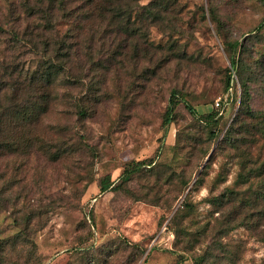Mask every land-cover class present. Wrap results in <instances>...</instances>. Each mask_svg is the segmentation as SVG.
<instances>
[{
	"label": "rangeland",
	"instance_id": "obj_1",
	"mask_svg": "<svg viewBox=\"0 0 264 264\" xmlns=\"http://www.w3.org/2000/svg\"><path fill=\"white\" fill-rule=\"evenodd\" d=\"M13 1L19 0H0L1 9L7 10ZM151 1L141 0V4ZM209 1L167 0V13L159 20L167 30L150 23L147 40L146 37L136 39L141 47L137 53L127 48L122 55L120 46L125 47L131 41L123 36L105 54L92 55L101 57L102 66L88 68L87 59L86 69L81 71V64L74 61L70 74L64 73L62 81L54 80L48 86V91L84 97L86 116L79 120L68 117L75 109L68 104L73 110H66L65 118V113H60L64 106L57 104L48 123L75 122L89 147L75 145L70 151L46 152L35 145L33 152L26 154L31 158L22 170L26 177L24 193L30 194L29 203L43 205L45 210L54 203V208L45 216V227L33 233L37 252L31 258L25 255L24 264H97L87 252L92 248L104 250L103 258L114 251L108 259L110 264H124L130 249L124 250L122 245L128 241L145 248L136 264H199L194 256L204 254L212 241L202 237L190 250L186 240L180 242L175 234L179 227L173 223V215L190 194L195 211L183 221V230L185 226L196 230L212 214L221 218L219 212L212 213L208 197L233 185L239 170L236 151L224 140L233 119L241 113L242 93L240 75L232 69V59L223 44L226 37L239 39L245 45L240 55L243 64L240 74L251 80L252 105L264 110V3L212 0L225 23L226 37H221L210 16ZM143 12L134 15L139 17ZM68 29L67 21L59 23L60 33ZM160 45L165 48H156ZM12 55L17 60L25 59L27 66L35 68L30 52L1 42L0 61ZM158 64L162 67L155 68ZM228 69H232L233 88L225 92ZM76 73L83 75L82 82L70 81L68 74ZM45 89L38 80L21 84L19 88L7 90L4 103L10 106L16 101L22 105L32 94ZM175 90L185 101H180L175 121L166 127L163 118ZM63 102L66 99L60 101ZM187 104L201 114L218 111L215 118L219 122L209 126L193 119ZM254 135L259 139L257 144L264 147L262 133L254 131ZM39 136L48 137L42 132ZM57 136L68 138L60 133ZM22 157L0 158L2 163L3 160L7 163ZM136 161L145 162L140 171L129 178L123 176L125 169L136 167ZM174 170L183 171L190 179L183 191L179 190L181 181ZM110 181V188L102 191L101 183ZM261 209L264 202L258 205V211ZM255 221L262 224L255 229L238 226L230 232L227 237L230 259L222 264H264V220ZM36 223L33 226L37 227ZM16 232L9 209L3 208L0 239ZM209 249L221 252L215 245Z\"/></svg>",
	"mask_w": 264,
	"mask_h": 264
},
{
	"label": "trees",
	"instance_id": "obj_2",
	"mask_svg": "<svg viewBox=\"0 0 264 264\" xmlns=\"http://www.w3.org/2000/svg\"><path fill=\"white\" fill-rule=\"evenodd\" d=\"M261 1L264 3V0ZM141 10L144 11L142 16L134 15ZM208 10L211 18L216 22L218 34L221 37L225 36L223 33L225 23L220 18L212 0L209 1ZM163 13H167V0H152L144 5L141 4V0H19L10 2L5 11L0 7V43L8 42L12 48L30 52L36 62L35 68L30 67L27 66L25 59L17 60L19 58L15 55L0 61V157L23 155L22 159H13L7 163H4V160L2 163L0 158V210L9 209L17 227V232L13 236L0 239V264H24L25 255L31 258L37 252L33 233L37 234V230L45 227L47 222L45 216H48L52 211L51 208H54V203H51V208L48 210L43 209V205L29 203L30 194L24 193L23 181L26 177L22 170L23 164L26 165L31 158L26 154H31L35 145L46 152L48 150L70 151L75 145L76 148L89 147V144L83 140V132H79L75 127V122L49 121L48 123V118L57 104L64 106L65 109H62L60 113H65L63 114L65 118H67L66 110H73L72 107L68 108V104L75 108L68 117L79 120L80 117L86 116L88 109L84 105V97L61 94L59 90L48 91V86L53 85L54 80H61L64 73L70 74L74 68V61L81 64V71L86 69L87 59L90 66L88 68L102 66L101 57L95 58L92 55L105 54V51L110 47L113 48L123 36L131 38V41L128 40L125 47L120 46L122 55L127 48L137 53L141 47L137 45L136 39L141 40L146 37L147 40V34H150V23L160 26L162 30H167V27H162L159 23V20L165 17ZM62 21H67L69 24V29L63 34L59 31V23ZM73 39L76 40L73 41ZM223 44L232 59V69L240 75L242 84L239 107L241 113H237L233 119L224 139L229 141L236 151V165L239 170L233 185H227L220 194L208 197V202L213 207L212 213L219 212L221 218L212 214L213 216L199 225L196 230H191L187 226L183 230V221L195 211L190 194L186 195L182 207L177 208L173 215V223H177L179 227L175 229V234L180 242L186 240L187 248L192 250L201 242L202 237L210 238L212 241L207 244L208 248L204 254L194 256L196 263L199 264L202 262L222 264L228 261L230 244L227 237L230 232L238 226L248 225L251 229L258 228L262 223L255 220H264V209L258 211V205L264 202V147L263 144H257L259 139L254 135V131L261 132L264 137V110L252 105L251 80L240 74V68L243 66L240 55L245 45L239 39L227 37ZM156 48L165 47L160 45ZM122 65L125 67V64ZM157 67L162 65H155V68ZM232 69H228L225 92L233 88ZM69 74L70 81L74 79L76 82H82L84 79L83 75L77 76L79 73ZM34 80H38L46 89L39 91V94L35 92V95L32 94L30 100H24L22 105L17 104L16 101L10 106L4 103L8 89L19 88L24 83L28 85ZM63 82L66 83L68 80ZM27 91L30 92L31 88ZM177 93V90L173 91L168 109L164 114L163 125L166 127L175 121L180 101H185ZM70 98L71 102H69ZM64 99L67 102L60 103ZM28 101L29 104L25 105ZM50 105H53L52 109ZM186 106L193 119L205 125L212 126L219 122V119L215 118L218 111L201 114L191 105ZM39 132L48 137L42 139ZM59 133L68 138L57 136ZM136 163V167L125 169L123 176L129 178L128 176L135 175L145 162L136 161ZM177 172L181 181L179 190L183 191L186 187L188 188L190 179L184 175L183 171L174 170V174ZM240 185L246 188L240 190ZM110 186L111 181L103 182L100 189L105 191ZM52 202L55 201L52 200ZM258 212H261L260 216ZM213 217L215 220L211 219ZM220 219L223 221L219 224L214 223ZM35 221H37V227L33 226ZM33 228L36 230L33 231ZM192 239H196L195 243ZM212 245L220 248L221 252L209 249ZM122 247L124 250L130 249L124 264H136L139 260L138 255L145 251V248L137 242L128 241ZM87 252L94 257L93 261L97 264H110L108 259L114 254V251L110 252L106 254V258H103L104 250L92 248Z\"/></svg>",
	"mask_w": 264,
	"mask_h": 264
},
{
	"label": "built area",
	"instance_id": "obj_3",
	"mask_svg": "<svg viewBox=\"0 0 264 264\" xmlns=\"http://www.w3.org/2000/svg\"><path fill=\"white\" fill-rule=\"evenodd\" d=\"M217 104H219V102H217Z\"/></svg>",
	"mask_w": 264,
	"mask_h": 264
}]
</instances>
